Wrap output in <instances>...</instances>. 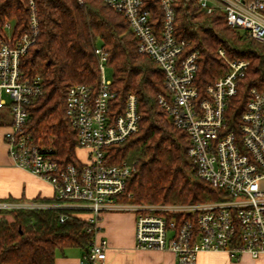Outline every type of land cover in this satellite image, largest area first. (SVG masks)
<instances>
[{
	"label": "built area",
	"instance_id": "1",
	"mask_svg": "<svg viewBox=\"0 0 264 264\" xmlns=\"http://www.w3.org/2000/svg\"><path fill=\"white\" fill-rule=\"evenodd\" d=\"M174 0H161L162 20L156 32L143 0H106L109 8L123 15L140 54L151 58L161 69L166 95L158 104L174 126L187 134L188 157L197 176L222 193L223 200L200 204L128 205L118 203L124 195L133 165L109 163L106 149L123 142L138 131L136 97L130 94L125 109L112 117L115 95L104 79L108 55L95 48L100 73L96 90L83 84L68 89L65 116L76 131L85 160L78 165L59 166L50 149L35 143L25 131L26 107L43 95L40 78L28 79L21 61L35 43L39 27L34 0H20L27 11V28L11 38L5 36L10 21L0 23V113L2 139L13 164L48 183L55 204H21L0 201V211L12 209L63 208L86 211V232L93 236L79 264H99L105 260L108 243L99 238V222L104 211L121 208L135 216L134 245L139 250L166 251L177 264H196L200 253H224L237 261L248 255H264V91L251 89L245 110L235 125L229 113L237 94V82L248 63L218 56L228 73L209 84L200 96L194 86L198 53L183 54L186 44L174 36ZM3 1L0 0V4ZM210 14L219 9L227 24L264 45V0H199ZM185 215L184 220L177 217ZM177 216V217H176ZM64 218H60L62 223Z\"/></svg>",
	"mask_w": 264,
	"mask_h": 264
},
{
	"label": "trees",
	"instance_id": "2",
	"mask_svg": "<svg viewBox=\"0 0 264 264\" xmlns=\"http://www.w3.org/2000/svg\"><path fill=\"white\" fill-rule=\"evenodd\" d=\"M1 1L0 23L12 20L15 32H24L28 16L20 0ZM160 1L143 0V9L150 13L156 32L163 16ZM34 3L39 34L20 68L24 77L42 81L43 95L26 107L25 131L35 143L49 148L59 166L78 165L77 134L65 116L66 95L76 84L98 88L95 48L100 47L108 55L106 65L112 70L110 90L115 98L111 116L123 113L130 94L137 102L138 131L106 149L109 163L126 162L135 169L118 203L187 205L223 200L222 193L197 176L196 166L188 157L187 134L178 130L160 108L158 96L166 95L163 73L151 58L138 52L123 15L109 8L106 0ZM172 6L174 36L186 44L183 54L198 53L194 86L201 97L209 84L228 73L218 50L230 60L248 63L229 107L233 118L230 125L234 126L245 110L249 91H264V45L231 28L219 9L206 13L199 0H174ZM2 118L0 113V126ZM35 202L57 203L54 198ZM86 213L63 208L0 211V264H54L56 253L66 249L87 252L93 236L86 232Z\"/></svg>",
	"mask_w": 264,
	"mask_h": 264
},
{
	"label": "crops",
	"instance_id": "3",
	"mask_svg": "<svg viewBox=\"0 0 264 264\" xmlns=\"http://www.w3.org/2000/svg\"><path fill=\"white\" fill-rule=\"evenodd\" d=\"M0 128V200L21 204L52 199V187L29 172L16 167L9 158ZM99 238L108 243L105 260L99 264H177L172 253L139 250L134 245L135 216L130 210L116 208L101 215ZM83 252L77 248L56 253L54 264H79ZM196 264H264V255L252 259L248 255L231 260L224 253H200Z\"/></svg>",
	"mask_w": 264,
	"mask_h": 264
},
{
	"label": "rangeland",
	"instance_id": "4",
	"mask_svg": "<svg viewBox=\"0 0 264 264\" xmlns=\"http://www.w3.org/2000/svg\"><path fill=\"white\" fill-rule=\"evenodd\" d=\"M9 23H10L11 28L10 29L6 28L5 31H4L5 36L7 38H11L12 33H13V29L15 28V22L14 21L11 20ZM104 79L107 82H111L112 81V70L106 64L104 65ZM76 155H77V158L79 160H82V161L85 160V155H84V151L83 150L77 151ZM142 206H145V205H142ZM0 218H1V216H0ZM5 218L10 220L9 216H6Z\"/></svg>",
	"mask_w": 264,
	"mask_h": 264
}]
</instances>
